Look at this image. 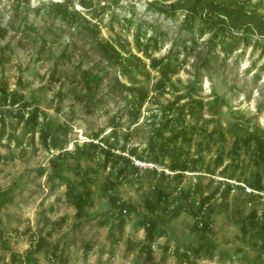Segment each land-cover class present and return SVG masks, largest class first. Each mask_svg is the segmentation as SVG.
<instances>
[{"label":"rangeland","instance_id":"1","mask_svg":"<svg viewBox=\"0 0 264 264\" xmlns=\"http://www.w3.org/2000/svg\"><path fill=\"white\" fill-rule=\"evenodd\" d=\"M85 1L0 0V87L8 93L4 100L0 91V264H149L143 249L145 204L160 187L171 193V201L169 211L149 212L159 232L151 243L150 264H264L262 197L237 185L225 195L229 179L219 173L186 172L179 179L165 168L171 174L164 176L163 166L157 164L154 171L148 159L138 157L147 158L151 143L182 125L198 126L192 152L214 129L224 131L229 149L238 128L240 133H246V126L249 131L264 128V0H247L242 10L238 5L244 0L236 6L227 0L232 14L221 12L225 29L213 47L214 30L203 32L199 18L187 23L184 3L171 8L168 0ZM66 8L78 14L65 17ZM250 30L253 39L247 45ZM151 34H159L162 44L152 56L180 51L184 60L165 92L155 87L159 73L150 58L135 47L137 37ZM118 39L125 56L131 50L142 58V72L127 71L97 48L99 40ZM86 71L101 75V81L90 82ZM121 84L149 91L134 121L131 100L137 92ZM13 95L21 98L18 103L10 102ZM188 101L194 110L186 112L183 122L179 111ZM35 106L41 110L40 123L26 132V118ZM46 131L54 133V147L44 144ZM92 138L115 143L116 152L131 160L117 186L118 195L130 202L127 212L110 206L102 189L107 175L114 179L127 158L106 166L100 148L92 157L66 151ZM212 145V151H204L206 160L216 155ZM136 159L146 164L139 174L130 172ZM225 160L230 162L228 155ZM249 160L239 173L251 167ZM219 181L223 191L205 207L213 210L212 231L196 230L189 204L198 206ZM71 185L93 191V202L78 210L68 196ZM181 204V212L172 215ZM40 238L45 244L34 249ZM194 246H202L197 255Z\"/></svg>","mask_w":264,"mask_h":264},{"label":"trees","instance_id":"2","mask_svg":"<svg viewBox=\"0 0 264 264\" xmlns=\"http://www.w3.org/2000/svg\"><path fill=\"white\" fill-rule=\"evenodd\" d=\"M28 1V0H26ZM167 1V0H161ZM171 1L169 3V7L175 8L177 6V1L179 3H184L185 6V21L190 24H194V22L199 18L203 21V25L201 27L202 31L204 32L206 29H213V38H211L210 45L213 44L214 40L219 36L220 31L224 30L223 23L221 20V12L226 10V12H229V15L232 14L228 10V7L230 3L233 6L237 5L238 0H229L230 3L226 4L227 0H168ZM247 0H244V2L239 6V9L242 10L245 6ZM83 4H88L87 1L82 0ZM166 4L165 2H163ZM163 5V4H162ZM66 13L64 14L65 17H68L69 14H78L76 10H73L70 12L68 8H66ZM166 11V9H165ZM86 21H88L85 18ZM218 25V26H216ZM216 26V27H215ZM251 29V28H250ZM2 32H5L6 29L3 28L1 30ZM253 30H250V33L245 37L246 44H251L252 42V36ZM160 35L159 34H151L149 36H146L145 38L137 37L136 39V46L137 50L139 52H142L147 57L150 58V66L153 70L158 71L159 75L157 76L155 87L160 92H165L167 85L171 82L172 76L174 73H177L180 67L184 64V60L180 58V51L173 53L169 52L168 54L164 56H152L153 50H159L162 46L160 42ZM117 42H113L110 40L97 41L98 43V49L100 50L101 54H103L104 57H108L112 61H116L118 64H120L123 68H125L127 71H130L131 69H139L140 72H142L143 68H141L142 58L136 54H131L130 50V56H125L122 52V49L118 46H123V43L120 42V39L116 40ZM259 42L255 43L258 45ZM186 49L189 48L191 50L192 47L184 45ZM213 47V45H211ZM234 46H231L228 51H232ZM148 74L150 72H147ZM85 78L89 80L90 82L95 81L96 84H98L102 76L99 74H92L90 71L85 72ZM21 82V80H20ZM89 87L91 85L88 84ZM121 89H129L131 92H137L136 95L131 100V107L133 110V113H135L134 119H137L139 113L141 112V105L144 104L147 97L149 96V91L145 90L144 87L141 86H126L125 84H121ZM0 91H3L2 98L4 100L8 99V93L6 91L5 86L0 87ZM1 99V98H0ZM20 97L17 95H13L10 98V102L13 104L18 103L20 101ZM193 96L191 100L193 101ZM194 108L191 106V102L188 101L186 104L182 105L179 114L184 122L186 112H191L193 114ZM41 113V110L38 106H35L32 108V110L29 111V115L26 118V132L29 131L34 126H37L39 121V115ZM23 116V115H22ZM239 129V128H238ZM236 130L234 133V138L231 141L229 149L227 148V138L224 134V131L221 129H214L212 132L207 134V138L204 141H201L197 144L196 148L194 149V152H192V132H195L198 130V126L196 124H190V125H182V128L170 135L168 138L164 137V140L158 143H151L148 148V154L149 156L146 158L144 155H139L138 157L140 159H148L150 162L156 163L158 165H161L164 167L162 170V173L164 176L170 175L171 173L166 174L165 168L169 169L170 171H174L175 173L172 175V177H178L179 179L182 178V176L186 172H206L209 173L211 176H215L218 173L221 176L227 177L228 179L235 180V181H241L247 184L248 186L252 187L255 190L261 191L264 193V128L257 125L255 128H253L251 131H249L248 126H246V133H240L239 130ZM158 135L162 136L163 132L162 130H158ZM100 136V133H96L95 137L98 138ZM55 135L53 132L46 131L44 133V144L46 146L54 147V140ZM95 138H92V140H89L88 142L84 144H78L76 142L75 149L74 150H66L70 151L67 153H72L75 155L78 153L81 157L88 156L92 157V152L97 151L98 148L103 150L105 161L104 164L111 163L112 165L116 166L121 159H126L127 157L124 156L122 153H118L115 150L116 144L107 142V144H104L103 141L99 142V140L96 142L94 141ZM215 144L216 148V155L210 160H206V155L204 154V151L207 149L209 151H212V147ZM133 153H136L133 151ZM63 154H60L61 156ZM228 155L230 158V162L226 163L225 156ZM242 155L244 156V161H241ZM58 156V157H59ZM55 157L52 158V163L55 165L56 159ZM248 159H250L248 164H251L250 168L243 169L239 173L238 171L241 169V164H247ZM131 160L127 158V163L123 166H120L116 170V176L113 179V176L110 174L107 175L106 183L103 184V191L107 194V197L109 199L110 206H114L115 208L119 209L120 213H123L124 211L127 212L130 209V202L126 201L124 198L118 195L117 193V186L122 183V179L126 176L128 172V164H130ZM133 164V162L131 163ZM142 168L139 166L133 165V170L130 171L131 173L139 174L141 172ZM154 171H157V168H154ZM120 178V180H119ZM228 181V180H227ZM223 181L218 182V186L215 187L210 193H208L206 196L202 197L200 200V203L198 206H195L193 203L189 204V210L191 213H193L196 217V221L194 222L193 228L199 231H212L211 228V215L213 210L209 209L206 212V206L209 205L211 200L215 198L216 193L219 191H223V189L220 190L221 185L223 184ZM233 184H230L228 181V186L225 188V191L223 192L225 195L227 192H229L232 188ZM71 188L67 190L68 196L76 206L78 210H81L84 206L91 204L93 202V196L94 193L89 188H85L84 190H77L76 187L73 185L70 186ZM237 187H240L244 190V188L241 185H237ZM157 194L154 195L155 198L148 200L145 204L146 208L148 209V214L145 217L143 227L146 231L145 234V241L146 243L143 245V249L146 252V259L147 262L150 264L151 261L154 259L153 255V248L151 246V243L156 239L158 236V220L150 213H154L157 209H165L168 210V203L171 201V193L166 190V188L160 187L158 188ZM189 193L183 194L184 196H189ZM252 194V193H249ZM253 195H257L258 198H261L263 195L259 193H253ZM263 206H264V199H263ZM184 205H179L177 208L172 212V215H177L181 212V210L184 208ZM150 212V213H149ZM257 215V211H253L251 214V218L255 219V216ZM264 216V213H263ZM264 226V218L261 222ZM3 238L6 239L7 237L3 235ZM45 244L44 238H40L37 242L34 244V249H40L41 246ZM202 246H194L193 251L197 255ZM55 255L57 256L56 252ZM189 264H193L192 262H189Z\"/></svg>","mask_w":264,"mask_h":264},{"label":"built area","instance_id":"3","mask_svg":"<svg viewBox=\"0 0 264 264\" xmlns=\"http://www.w3.org/2000/svg\"><path fill=\"white\" fill-rule=\"evenodd\" d=\"M135 165L136 166H139L140 168H142L144 165H146L145 164V162H142L141 160H135ZM147 166H150L151 168H154V167H156V168H158V166H157V164H155V163H153V162H150ZM229 181H230V183H232L233 184V187H232V191H236V187H235V185H241L243 188H244V190L247 192V193H259V194H262L263 196H262V198L264 199V193L263 192H261V191H258V190H255V189H253L252 187H250V186H248L247 184H245L244 182H241V181H235V180H231V179H229ZM10 234H12V235H15V233H13V232H10Z\"/></svg>","mask_w":264,"mask_h":264}]
</instances>
